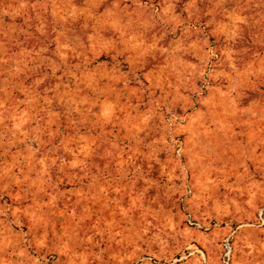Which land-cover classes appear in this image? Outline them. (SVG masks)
Here are the masks:
<instances>
[{
    "label": "rangeland",
    "instance_id": "1",
    "mask_svg": "<svg viewBox=\"0 0 264 264\" xmlns=\"http://www.w3.org/2000/svg\"><path fill=\"white\" fill-rule=\"evenodd\" d=\"M0 264H264V0H0Z\"/></svg>",
    "mask_w": 264,
    "mask_h": 264
}]
</instances>
